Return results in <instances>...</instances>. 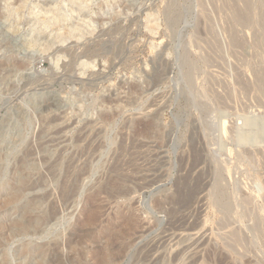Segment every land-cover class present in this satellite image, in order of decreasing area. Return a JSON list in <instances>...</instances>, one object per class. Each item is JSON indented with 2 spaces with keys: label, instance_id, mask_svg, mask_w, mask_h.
I'll list each match as a JSON object with an SVG mask.
<instances>
[{
  "label": "rangeland",
  "instance_id": "1",
  "mask_svg": "<svg viewBox=\"0 0 264 264\" xmlns=\"http://www.w3.org/2000/svg\"><path fill=\"white\" fill-rule=\"evenodd\" d=\"M1 262L264 264V0H0Z\"/></svg>",
  "mask_w": 264,
  "mask_h": 264
},
{
  "label": "bare ground",
  "instance_id": "2",
  "mask_svg": "<svg viewBox=\"0 0 264 264\" xmlns=\"http://www.w3.org/2000/svg\"><path fill=\"white\" fill-rule=\"evenodd\" d=\"M85 65V64H84ZM26 188V187H25ZM116 188V187H115ZM8 193V192H7ZM7 196L5 197V200L3 199V201H5L6 202V204H12V203H14V200L16 199V194L15 193H12L11 191H10V193H8V194H6ZM3 196V195H2ZM4 197V196H3ZM4 203V202H3ZM4 205H5V203H4ZM4 208V207H3ZM22 210V209H21ZM40 211V210H39ZM44 213V212H43ZM45 214V213H44ZM42 215V214H41ZM40 215V216H41ZM41 218V217H40ZM51 218V217H50ZM15 220V219H14ZM13 220V221H14ZM16 221V220H15ZM46 222H48L47 220H46ZM24 223H26V222H24ZM17 224V223H16ZM27 224V223H26ZM32 224V223H31ZM33 224H35V223H33ZM10 225V224H9ZM29 225V224H28ZM27 225V226H28ZM17 231V230H16ZM70 241V240H69ZM54 245V244H53ZM57 246V245H56ZM58 246H60V245H58ZM51 247V246H50ZM50 249V248H49ZM58 249V248H57ZM53 250H54V248H53ZM20 251V250H19ZM59 251V250H58ZM35 252V251H34ZM60 259V258H59ZM3 260V259H2ZM57 260V259H56ZM55 263V262H54ZM1 264H2V262H1ZM49 264V263H48ZM51 264V263H50ZM53 264V263H52Z\"/></svg>",
  "mask_w": 264,
  "mask_h": 264
}]
</instances>
